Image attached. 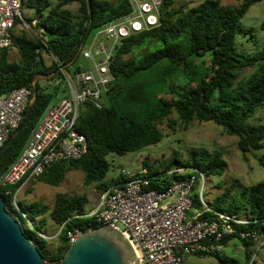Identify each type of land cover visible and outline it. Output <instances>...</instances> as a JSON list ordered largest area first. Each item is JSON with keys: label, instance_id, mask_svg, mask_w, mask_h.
<instances>
[{"label": "trees", "instance_id": "1", "mask_svg": "<svg viewBox=\"0 0 264 264\" xmlns=\"http://www.w3.org/2000/svg\"><path fill=\"white\" fill-rule=\"evenodd\" d=\"M22 1L24 7L38 13L37 17H25L37 36L12 32V45L0 49V94L6 96L21 87L31 89L36 76L55 73L46 81L59 83L51 92L39 81L33 84L37 92L35 103L21 134L0 154V176L20 156L46 111L59 96H66L63 76L52 57L61 67L70 63L73 67L82 55V50L77 53L88 32L96 34L110 21L131 11L128 0H56L54 5L51 0ZM237 1L235 7L205 0L191 8L173 9L172 0H163L159 25L122 39L113 52L109 64L113 81L102 109H95L89 103L82 109L77 129L87 139V152L80 159L53 164L37 178L39 182L59 187L68 172L79 170L84 174L85 185L95 184L103 192L123 180L120 174L116 180L105 182L109 171L105 157L122 156L156 145L162 139L160 127L164 124L174 131L178 123L186 129L193 121L213 122L228 135L237 137V148L243 155L263 149L264 125L254 126L248 121L264 112V44L259 45L251 36L250 53L241 52L236 45L241 19L252 5L263 0ZM72 4L78 5L77 14L65 8ZM260 30L264 32V21ZM244 33L249 34V30ZM11 47L17 49L18 61H9ZM70 67L65 71L73 75L82 66ZM246 69H250L248 73H244ZM173 112L177 119L173 118ZM258 163L264 167L262 157ZM226 167L220 152L210 154L205 150L192 151L185 159L174 151L153 163L142 162L151 187L157 190H165L174 181L189 177L191 170L202 173L208 181L222 176ZM196 197H193V209L198 210L202 205ZM2 198L7 208V199ZM19 205L27 220L34 222L35 232L23 229L24 233L48 263L62 259L68 249L69 231L98 227L92 220L80 218L86 212L84 196L58 194L51 210L39 202ZM206 205L210 206L207 201ZM212 208L213 212L246 220L245 225H233L236 233L224 238L222 244L225 247L229 241L239 240L248 264L255 253L254 245L239 233L255 232L264 239V181L250 186L232 183L216 197ZM47 213L60 228V244L53 252L47 249V240L38 235L46 226ZM213 216L206 213L203 218ZM199 257H214L218 264H240L221 253Z\"/></svg>", "mask_w": 264, "mask_h": 264}, {"label": "built area", "instance_id": "2", "mask_svg": "<svg viewBox=\"0 0 264 264\" xmlns=\"http://www.w3.org/2000/svg\"><path fill=\"white\" fill-rule=\"evenodd\" d=\"M128 1L131 11L98 30L91 47L82 50V57L92 62V69L81 67L71 75L51 56L63 76L66 96L46 111L20 156L0 176V197L10 198L12 208L6 210L19 221L22 229V221L27 218L20 210L18 195L53 164L80 159L87 152V139L77 129V124L86 104L102 109L103 99L113 81L109 64L115 48L122 39L148 31L160 23L163 0ZM22 7V0H0V49L12 45V32L22 19ZM100 35H105L111 45L101 42L93 51V44ZM31 94L32 90L27 87L14 89L6 96L0 94V148L20 126ZM191 171L189 177L174 181L165 190L151 187L145 169L138 174L122 171L123 180L99 193L98 202L80 218L118 231L131 245L138 264H184L188 257L222 253L224 238L236 233L233 225H245L246 220L206 209L207 178L196 170ZM196 186L199 188L194 191ZM8 187L13 189L6 190ZM194 196L201 203V209H193ZM206 213L214 216L203 218ZM91 229L94 228L69 231L67 246ZM38 235L45 239L40 233ZM239 235L242 239H251L254 245L252 262L264 246V239L255 232L241 231Z\"/></svg>", "mask_w": 264, "mask_h": 264}, {"label": "rangeland", "instance_id": "3", "mask_svg": "<svg viewBox=\"0 0 264 264\" xmlns=\"http://www.w3.org/2000/svg\"><path fill=\"white\" fill-rule=\"evenodd\" d=\"M53 5L56 0H51ZM114 1V0H108ZM173 9L191 8L199 5L205 0H172ZM221 5L235 7L238 5L237 0H216ZM73 14H77L78 5L72 4L65 7ZM22 19L14 29L15 35L25 33L29 37L37 36L33 26L25 21V17H37L38 13L27 7L21 9ZM25 21V23H24ZM264 21V0L255 3L250 7L245 16L241 19V30L238 34L236 45L237 48L243 53L251 52L250 37L253 36L259 45L264 44V32L260 30V24ZM249 30V34L244 33ZM95 33L92 32L86 39L82 50H88L94 41ZM110 46L111 42L106 39L105 35L97 37L92 50H96L99 43ZM9 61H18L19 56L17 49L11 47L9 49ZM49 62V57L46 58ZM75 66H82L84 69H92V62L85 60L82 55L75 63ZM250 69H246L244 73H248ZM41 86L51 92L59 81L54 80L47 82L46 80L39 81ZM66 95V94H65ZM64 97V96H63ZM62 98L59 96L58 99ZM173 118L177 119L176 113L173 112ZM179 121H177L178 123ZM174 129L169 130L166 125L160 127L162 139L159 143L153 146H148L136 152L127 153L125 155L108 154L105 159L109 163V171L106 174L105 182L116 180L122 171L129 174H136L142 170V162L147 160L149 163L167 158L174 151L178 152L184 159L192 151L205 150L212 154L220 152L225 160L227 167L225 173L220 177H212L207 182V189L205 199L210 204L207 206L210 212H213V204L217 196H221L224 189L232 183L237 182L239 185L250 186L257 182L264 181V167H260L258 158L262 157L264 160V148L255 152H250L243 155L237 148V137L228 135L225 130L215 125L213 122H191L186 129L183 128L181 123ZM181 124V125H180ZM248 124L258 126L264 125V112L257 114L255 117L248 121ZM84 174L79 170H73L66 174L63 182L59 187H53L40 180L36 179L31 182L27 189L23 190L18 195V204L39 202L46 205L49 210L54 206L56 196L58 194L64 195H80L84 196L87 200L86 211H90L99 200L100 191L97 190L95 184L85 185ZM197 187V186H196ZM195 189L198 190L199 187ZM6 190H12L8 187ZM7 199V208L11 209L12 204L9 197ZM214 213V212H213ZM46 219V226L40 232L41 236L47 240V249L51 252L55 251L59 246V231L60 228L51 220L49 213L44 217ZM34 222L23 220V229L35 232L33 227ZM254 254V253H253ZM221 255L233 258L240 264H246L244 247L242 243L233 239L227 243L223 248ZM252 260V259H251ZM184 264H218L214 257H188ZM248 264H264V247L257 253L253 262L249 261Z\"/></svg>", "mask_w": 264, "mask_h": 264}, {"label": "water", "instance_id": "4", "mask_svg": "<svg viewBox=\"0 0 264 264\" xmlns=\"http://www.w3.org/2000/svg\"><path fill=\"white\" fill-rule=\"evenodd\" d=\"M84 38L77 55L81 52ZM117 50V47L115 48ZM71 63L62 67L66 70ZM55 75L36 76L31 83L32 99L27 106L20 126L0 148V154L21 134L26 125L29 112L35 103L37 92L33 84L48 80ZM0 264H138L137 258L129 242L108 225L80 234L68 247L61 260L48 263L43 260L38 247L24 233L19 221L5 207L0 197Z\"/></svg>", "mask_w": 264, "mask_h": 264}]
</instances>
